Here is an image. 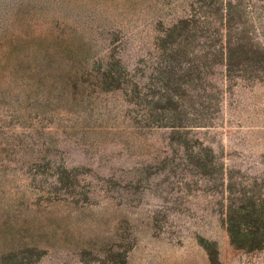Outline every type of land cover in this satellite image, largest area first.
<instances>
[{
	"label": "rangeland",
	"instance_id": "1",
	"mask_svg": "<svg viewBox=\"0 0 264 264\" xmlns=\"http://www.w3.org/2000/svg\"><path fill=\"white\" fill-rule=\"evenodd\" d=\"M250 194L264 0H0V264H264Z\"/></svg>",
	"mask_w": 264,
	"mask_h": 264
},
{
	"label": "trees",
	"instance_id": "2",
	"mask_svg": "<svg viewBox=\"0 0 264 264\" xmlns=\"http://www.w3.org/2000/svg\"><path fill=\"white\" fill-rule=\"evenodd\" d=\"M110 73L109 76H112ZM226 222L236 247L248 251L264 247V198L250 194L246 201L230 206Z\"/></svg>",
	"mask_w": 264,
	"mask_h": 264
}]
</instances>
